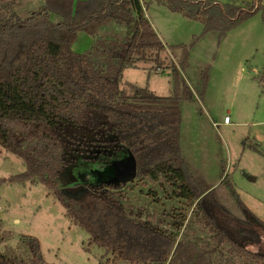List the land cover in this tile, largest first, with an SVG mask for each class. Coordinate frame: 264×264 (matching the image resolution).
I'll return each instance as SVG.
<instances>
[{
    "label": "trees",
    "instance_id": "trees-1",
    "mask_svg": "<svg viewBox=\"0 0 264 264\" xmlns=\"http://www.w3.org/2000/svg\"><path fill=\"white\" fill-rule=\"evenodd\" d=\"M155 1L200 22L202 32L188 43L165 44L141 0H44L25 17L15 12L14 0H0V146L25 163L24 171L0 178V185L45 186L67 217L90 236L91 245L111 260L206 264L201 253L193 257L182 250L173 232L151 213L127 211L116 193L123 183L79 182L82 189L77 194L66 189L76 185L78 177L104 171L131 154L135 177L154 182L163 178L193 207V219L201 221L215 241L206 253L225 248L244 262L264 264V220L225 175L220 184L241 216L233 214L216 187L190 172L179 140L181 104L190 101L194 91L204 98L211 71L210 63L199 62L192 90L182 74L190 66V50L209 34L219 42L263 10L264 0L241 5ZM51 14L58 20L53 21ZM80 32L92 42L78 52L72 46ZM140 64H148L150 71L171 72V93L159 95L148 86L123 81V72ZM254 78L264 89V68ZM244 146L264 155V146L257 141L247 138ZM70 167L76 180L67 184ZM171 225L180 227L174 220ZM20 237L19 252L0 250V264H48L37 237Z\"/></svg>",
    "mask_w": 264,
    "mask_h": 264
},
{
    "label": "rangeland",
    "instance_id": "rangeland-1",
    "mask_svg": "<svg viewBox=\"0 0 264 264\" xmlns=\"http://www.w3.org/2000/svg\"><path fill=\"white\" fill-rule=\"evenodd\" d=\"M218 1L241 5L250 0ZM141 3L167 45L188 43L203 30L200 22L173 13L155 0H141ZM43 4L44 0H14V10L25 17ZM51 19L57 21L58 17L51 14ZM82 43L83 39L76 44ZM173 59L176 60L174 56ZM188 61L190 66L182 74L192 90L197 64L210 63L211 71L204 98L200 99L194 91L192 99L180 107L179 140L187 167L192 174L202 175L211 187H216L222 203L233 214L241 216L220 184L225 175L231 177L241 199L264 220V155L244 146L247 138L250 143L257 141L264 146V89L254 78L264 68V9L231 29L219 42L212 34L200 39L190 50ZM123 81L148 86L159 95H168L173 88L171 72L150 71L148 64L126 69ZM74 167L66 171L67 184L76 180ZM24 169L23 159L0 146V178ZM100 173L95 172L96 177L90 174L78 177L77 184L66 189L77 194L86 181L123 183L116 193L120 192L127 211L133 208V211L141 209L151 213L154 220L158 219L164 228L173 232L186 253L193 257L201 253L200 259L206 264H256L230 255L225 248L206 253L215 243L210 231L201 221L193 219V207L163 178L154 182L135 177L134 173L114 181L113 176L102 178ZM173 220L179 222V228L171 225ZM21 234L37 237L48 264H128L111 260L101 248L91 245L90 236L67 217L65 208L42 184L0 185V250L17 251Z\"/></svg>",
    "mask_w": 264,
    "mask_h": 264
},
{
    "label": "water",
    "instance_id": "water-1",
    "mask_svg": "<svg viewBox=\"0 0 264 264\" xmlns=\"http://www.w3.org/2000/svg\"><path fill=\"white\" fill-rule=\"evenodd\" d=\"M119 169V170H118ZM114 172V173H113ZM136 172L135 161L133 156L130 154L124 160L114 163L110 168L102 171V178H106L107 175L114 177V181H119L123 178H128ZM111 173V174H108ZM96 177L94 173H90V176ZM101 180V179H100Z\"/></svg>",
    "mask_w": 264,
    "mask_h": 264
},
{
    "label": "crops",
    "instance_id": "crops-1",
    "mask_svg": "<svg viewBox=\"0 0 264 264\" xmlns=\"http://www.w3.org/2000/svg\"><path fill=\"white\" fill-rule=\"evenodd\" d=\"M84 37H86V38H84ZM77 38H79V40L83 39V43L81 44V46H78L76 44L79 41V40L77 41V39L73 43V46H72L73 49L75 51H78V52H81V51L87 49L90 46L91 42H92L91 37L89 35H87L85 32H80ZM82 46H85V47H82Z\"/></svg>",
    "mask_w": 264,
    "mask_h": 264
},
{
    "label": "built area",
    "instance_id": "built-area-1",
    "mask_svg": "<svg viewBox=\"0 0 264 264\" xmlns=\"http://www.w3.org/2000/svg\"><path fill=\"white\" fill-rule=\"evenodd\" d=\"M225 121H226V122L228 121V117H225Z\"/></svg>",
    "mask_w": 264,
    "mask_h": 264
}]
</instances>
